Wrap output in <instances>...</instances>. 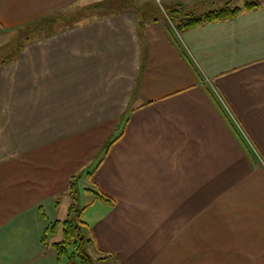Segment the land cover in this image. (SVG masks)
<instances>
[{"label": "crops", "instance_id": "0c3cea01", "mask_svg": "<svg viewBox=\"0 0 264 264\" xmlns=\"http://www.w3.org/2000/svg\"><path fill=\"white\" fill-rule=\"evenodd\" d=\"M107 1L0 0V264H65L46 208L81 179L112 264H264V0H155L243 9L176 33Z\"/></svg>", "mask_w": 264, "mask_h": 264}, {"label": "trees", "instance_id": "16d2710c", "mask_svg": "<svg viewBox=\"0 0 264 264\" xmlns=\"http://www.w3.org/2000/svg\"><path fill=\"white\" fill-rule=\"evenodd\" d=\"M122 1L125 2V0ZM259 5L260 3L254 2L253 0H244L243 9L252 10L253 8L259 7ZM177 7L167 6L166 10L169 17L168 19L175 23V26L179 31L196 27L204 23L234 18L243 11L242 8L233 7L231 1L226 2L224 6L219 9H214L207 12L203 16H190L189 14L183 16V10L181 9L182 6L179 4ZM128 120L129 119L126 120V123ZM74 190L75 184L72 181L71 194H74ZM97 198L107 202L111 201L104 195H98ZM79 212L77 207L73 205L70 208V213L67 219L63 221H56L47 227L42 238V242L46 244L48 235H55L57 230L61 227L62 239L51 244L52 248L57 254V259L59 262H63L65 258V264H96V262L101 264H112L111 259H115L112 255L100 254L95 258L92 256L90 250L94 247V240L91 236L90 228L85 222L81 220Z\"/></svg>", "mask_w": 264, "mask_h": 264}, {"label": "rangeland", "instance_id": "374dc122", "mask_svg": "<svg viewBox=\"0 0 264 264\" xmlns=\"http://www.w3.org/2000/svg\"><path fill=\"white\" fill-rule=\"evenodd\" d=\"M138 4H141L142 1L141 0H137ZM254 1H262V0H254ZM152 4L154 5L153 8H156L158 12H161L162 15H167V6L165 4H163L160 1H155L152 2ZM244 1H238L236 2V6H243ZM103 7H107L109 8V12H116L119 11L120 9H125L127 7V5L125 6V2L122 1V3H120V1L118 0H112V1H107L105 2V4L102 5ZM224 6V5H223ZM222 6V7H223ZM173 8V7H170ZM154 14H156V12H154ZM182 16V15H181ZM169 18V17H168ZM68 19V18H67ZM171 22V23H170ZM172 21L168 20V24H169V28L172 30L171 32H175L176 33V29H175V23H173ZM174 27V28H173ZM2 54V52H0V55ZM118 130V129H117ZM87 179H81L80 181H77V184L75 186V190H74V194H72V197H68L65 196L64 198L61 199L60 205H57V207H52V208H46V213L48 216V220L53 223H55L56 220H65L68 218L69 215V207L71 205H75L78 209V212L80 213V216L82 215V211H83V207L85 205H88L91 201H95L94 199V193L92 192H88L85 190V188H89V189H94L93 186L91 184H88ZM90 210V209H89ZM88 210V211H89ZM93 212V209L91 210ZM91 214V212H90ZM83 219V218H82ZM86 221V220H85ZM62 230V228H61ZM49 239L52 240V242H58L62 239V232L60 234H58V236L53 237V236H49ZM94 248H92L90 250V252L92 253V256L95 258L97 257V254H95V251L93 250ZM64 263H66V259L64 258L63 260ZM96 264H101V263H97ZM111 264V263H110Z\"/></svg>", "mask_w": 264, "mask_h": 264}]
</instances>
